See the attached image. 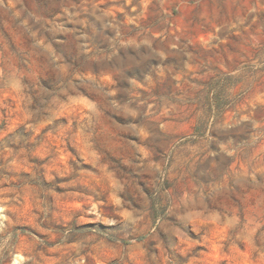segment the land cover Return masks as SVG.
Wrapping results in <instances>:
<instances>
[{"label":"rangeland","instance_id":"1","mask_svg":"<svg viewBox=\"0 0 264 264\" xmlns=\"http://www.w3.org/2000/svg\"><path fill=\"white\" fill-rule=\"evenodd\" d=\"M0 264H264V0H0Z\"/></svg>","mask_w":264,"mask_h":264}]
</instances>
